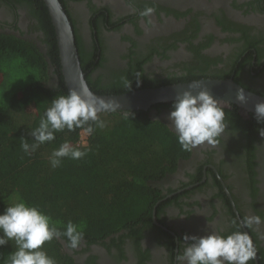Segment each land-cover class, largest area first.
I'll list each match as a JSON object with an SVG mask.
<instances>
[{"label": "flooded vegetation", "instance_id": "af4514ba", "mask_svg": "<svg viewBox=\"0 0 264 264\" xmlns=\"http://www.w3.org/2000/svg\"><path fill=\"white\" fill-rule=\"evenodd\" d=\"M16 3L0 0V33L33 40L44 49L27 7ZM65 3L94 82L109 83L120 75L127 78L140 61L148 83L189 77L188 71L195 72L196 64L208 63L207 72L237 79L246 89L264 95V0H137L135 11L127 0ZM146 5L156 8L155 26L147 31L138 15ZM56 78L50 68L48 83ZM171 110L154 108L149 114L172 130L167 118ZM237 111L248 119L249 115ZM252 146L244 133L227 123L218 146L200 145L180 159L174 171L155 183L163 194L164 205L155 212V224L162 231L144 230L137 248L125 238L122 257L120 248L99 242L87 245L83 240L75 250L63 242L64 249L74 264H175L185 234L216 231L227 235L240 230L249 233L256 248L251 264H261L258 252L264 253V223L252 229L242 223L247 215L264 218V137L257 134ZM250 151L257 181L254 196L245 171L246 152Z\"/></svg>", "mask_w": 264, "mask_h": 264}, {"label": "trees", "instance_id": "16d2710c", "mask_svg": "<svg viewBox=\"0 0 264 264\" xmlns=\"http://www.w3.org/2000/svg\"><path fill=\"white\" fill-rule=\"evenodd\" d=\"M4 1L8 5L22 2L27 7L36 28L41 32L40 39L45 50L33 40L12 33H0V75L7 76V73H3L6 68L14 67L30 78L17 89L21 96L15 97L13 104L0 102V213L19 196L50 215L53 222H84L83 240L87 245L99 242L107 248L116 246L120 248L122 257L121 245L125 238L130 239L137 248L144 230L162 231L153 221V210L158 214L164 205V201L160 200L163 197L161 189L155 183L167 172L174 171L180 159L191 154L181 150L174 131L149 114L154 108L172 107L174 101L154 104L148 110L128 111L131 114L128 119L123 117L122 111L101 112L106 126L97 128L93 135L88 136L87 144H77L81 129L72 132L65 129L55 134L54 141L40 145L31 155L25 154L20 139L25 138L29 144L34 142L31 130L38 126L50 101L55 96L66 95L68 90L61 72L54 27L44 1ZM65 1L60 0L68 13ZM70 20L85 79L97 94H120L192 80L226 78L216 72H207L205 66L208 63H203L196 64L195 72L189 70V77L153 79L154 82L148 83L141 72L140 61L134 64L137 67L129 73L127 85L121 79L125 75L109 83L94 82L86 67L88 59L82 56L74 22ZM50 68L57 76L52 84L48 83ZM3 85L0 96L9 92L3 90L6 88ZM230 107L224 108L226 122L244 133L248 145L252 146L255 136L260 134L259 129L264 128V122H258L253 113L244 120L238 114L237 105L231 104ZM65 140L82 149L90 147L91 151L79 160L63 158L61 166L54 169L49 161L51 152ZM246 158L247 183L254 196L257 181L254 178L252 151L246 152ZM63 242L67 243L63 237L53 239L46 242L43 248L57 264H74ZM13 250L12 242L0 246V264H4V258ZM262 252L259 250L258 259L264 264Z\"/></svg>", "mask_w": 264, "mask_h": 264}, {"label": "clouds", "instance_id": "9594fccd", "mask_svg": "<svg viewBox=\"0 0 264 264\" xmlns=\"http://www.w3.org/2000/svg\"><path fill=\"white\" fill-rule=\"evenodd\" d=\"M129 8L135 11L137 0H127ZM156 13L154 6H145L138 15L143 19L145 30L155 26L152 16ZM127 85V78L121 77ZM203 81L188 84L182 94L176 96L172 110L168 114L170 128L174 131L181 150L191 152L200 145L216 147L221 143L227 129L225 111L207 87L193 89ZM91 94L69 89L66 95L55 96L37 127L31 130L34 137L29 144L21 138V148L27 155L34 153L40 145L56 139L57 132L67 129L69 132L81 129L85 135H93L97 128L103 129L106 124L101 112L120 110V104L114 100L88 99ZM237 99L245 101L243 91L237 93ZM128 119V111H122ZM255 118L264 122V101L255 104ZM264 137V128L259 129ZM91 151L90 147H75L65 140L51 152L49 161L52 168L61 166L63 158L82 159ZM243 226L252 229L254 225L264 223L259 215L243 217ZM85 223L66 224L53 222L52 217L44 213L38 206L28 204L23 198L16 196L0 213V246L12 242L14 250L4 258V264H57L49 256L43 245L53 239L65 238L67 247L77 249L84 239ZM184 247L178 251L175 264H249L256 258L257 252L253 240L247 231L236 230L227 235L216 231L205 235H187L183 237Z\"/></svg>", "mask_w": 264, "mask_h": 264}, {"label": "water", "instance_id": "95a60500", "mask_svg": "<svg viewBox=\"0 0 264 264\" xmlns=\"http://www.w3.org/2000/svg\"><path fill=\"white\" fill-rule=\"evenodd\" d=\"M43 1L48 8L54 27L61 72L67 90L75 89L83 92L86 89L87 92L91 94L86 98L94 99L97 102L99 100L107 101L115 99L120 104V110L118 109L117 111L130 112L148 110L152 105L157 103L173 102L177 95L183 93L189 83L195 81L203 82L193 89L194 93L198 91L199 88L207 87L211 94L221 102L222 106L230 107L231 104H235L246 115H250L251 113L255 114V104L264 101V95L246 89L232 78L192 80L159 87L135 89L120 94H97L90 89L85 79V73L80 65L74 29L63 5L60 0ZM241 90L246 98L243 102L237 99V93ZM153 219L154 222L158 224L155 220V210H153Z\"/></svg>", "mask_w": 264, "mask_h": 264}, {"label": "rangeland", "instance_id": "374dc122", "mask_svg": "<svg viewBox=\"0 0 264 264\" xmlns=\"http://www.w3.org/2000/svg\"><path fill=\"white\" fill-rule=\"evenodd\" d=\"M3 73H7V76L4 74L0 75V87L5 86L3 90L9 91L7 95L0 96V102L2 104H13L15 97H20L21 93L17 92V89L25 84L30 79L26 73H22V70L15 69L14 67H8Z\"/></svg>", "mask_w": 264, "mask_h": 264}, {"label": "built area", "instance_id": "2783aa9c", "mask_svg": "<svg viewBox=\"0 0 264 264\" xmlns=\"http://www.w3.org/2000/svg\"><path fill=\"white\" fill-rule=\"evenodd\" d=\"M87 137L88 135L83 134L82 130L79 135V140L77 142L78 145H85L87 144Z\"/></svg>", "mask_w": 264, "mask_h": 264}]
</instances>
